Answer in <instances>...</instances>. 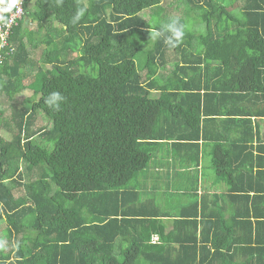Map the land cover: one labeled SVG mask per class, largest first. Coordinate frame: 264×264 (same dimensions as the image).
<instances>
[{
	"label": "trees",
	"instance_id": "trees-1",
	"mask_svg": "<svg viewBox=\"0 0 264 264\" xmlns=\"http://www.w3.org/2000/svg\"><path fill=\"white\" fill-rule=\"evenodd\" d=\"M145 9L160 16L152 27ZM171 9L185 15L174 17L185 30L176 47L150 38L172 19L162 0H27L0 48V96L10 101L8 117L0 110L8 129L0 135V264H264V209L251 216L247 199L245 213L220 205L199 237L198 199L167 234L154 198L132 186L162 144H176L174 124L199 140L204 114L203 125L226 117L244 129L211 143L240 141L250 178L241 180L257 182L264 204V125L251 119L264 117V80L250 81L264 71V0H175ZM190 16L203 20L205 34L187 26ZM27 77L34 81L17 88L15 78ZM26 89L37 100L16 98ZM54 91L64 97L59 111L45 103ZM181 225L195 229L182 237L187 244L175 233Z\"/></svg>",
	"mask_w": 264,
	"mask_h": 264
},
{
	"label": "crops",
	"instance_id": "crops-1",
	"mask_svg": "<svg viewBox=\"0 0 264 264\" xmlns=\"http://www.w3.org/2000/svg\"><path fill=\"white\" fill-rule=\"evenodd\" d=\"M263 80L264 71L257 70L250 81L261 84ZM156 96H159V93H156ZM259 100L261 106H264V95L259 97ZM209 104L215 103L210 102ZM219 105L223 108L226 107L223 102ZM203 116L204 114L201 116L199 140L195 139L194 129L174 124L170 133L173 134L171 140L176 144L171 141L162 144L157 149L150 166L137 176L132 185L144 200L150 201V197L154 198L155 204L159 205L157 218H160L166 226L167 234L175 226V221L182 219L179 216L181 212L194 211L193 202L198 199L201 200L197 214L199 223L196 228L199 237L203 229L201 222H206V229L211 228V218L213 219L214 214L218 215L220 205H229L231 210L238 207L237 212L241 208V212L245 213L246 208L243 206L246 207L245 199H247L251 202L249 208L251 216L255 210L264 209V204L260 200L252 198L256 196V190L252 188H257L255 185L257 182L241 180L250 178L249 172L245 170L241 161L244 150L238 147L241 145L240 141L225 147L222 145L215 147L211 143V137H221L222 140L234 138L237 132L241 133L244 129L231 124L230 118L226 117H220L219 122H212V119H209L210 121L203 125ZM251 119L253 123L264 125V117H252ZM187 131L189 132L187 133ZM180 134L184 135L185 137L182 138L186 139H178ZM189 135L193 136V140L187 141ZM176 140H184L186 144L182 146ZM192 144L199 145L198 156L197 150L191 146ZM254 145H259L257 138H254ZM229 157L239 159V163L227 165L225 162ZM216 163L220 164L229 174L225 173V177L221 176L217 171ZM253 171L257 172L255 169ZM248 196H250L249 199ZM231 210L228 211V214L232 213ZM194 230L191 225H181L175 232L181 233L180 237L176 235L180 238L179 244H187L182 237L190 236L188 234L193 233ZM153 237L156 238L154 241L158 240V235H153ZM174 245H178V242H175Z\"/></svg>",
	"mask_w": 264,
	"mask_h": 264
},
{
	"label": "rangeland",
	"instance_id": "rangeland-1",
	"mask_svg": "<svg viewBox=\"0 0 264 264\" xmlns=\"http://www.w3.org/2000/svg\"><path fill=\"white\" fill-rule=\"evenodd\" d=\"M163 1V5L166 6L168 9L170 8L169 12L167 11L166 15H168L170 18H174V17H185V15L179 11V10H173L171 9L174 5H175V0H162ZM239 3L235 2L233 4V6L231 7V9H234L233 12H235L236 15H238L240 12L239 10H236V8H238ZM142 16L145 17L146 22L148 23V25L150 27L154 26V24L156 23L157 20H159L160 16L157 15L155 12L151 11V9H145L143 10ZM181 15V16H180ZM186 24L187 26L194 31V33L196 34V36H200L202 34H205V24L203 22V20L200 17H196V16H190L188 17V19L186 20ZM29 27H35V24H31ZM169 53V61H173L172 59L174 58L173 52L172 50L168 51ZM39 57V54H37ZM144 54H137L136 56V65L139 69H141L142 67V60L144 59ZM173 62L168 63L169 65L164 68L166 70H169L171 67H174L172 65ZM16 83H17V88H22L25 85L31 84L34 80L33 77H27V79H25L24 81H21V83L17 82L18 79L15 78ZM16 98L21 99V103H31L33 100H37V93L35 90L33 89H26L23 92H21L20 94L16 95ZM23 101V102H22ZM10 105V101L8 100L7 96L3 97L2 95L0 96V110L2 109H6V113L4 114L6 117H8V112H10V108H8V106ZM2 117H0V135H4L6 134V132H8V129L5 128L2 123ZM43 122L46 123L47 120L45 118H43ZM50 146H52V144H49Z\"/></svg>",
	"mask_w": 264,
	"mask_h": 264
},
{
	"label": "clouds",
	"instance_id": "clouds-1",
	"mask_svg": "<svg viewBox=\"0 0 264 264\" xmlns=\"http://www.w3.org/2000/svg\"><path fill=\"white\" fill-rule=\"evenodd\" d=\"M58 2L62 3V0H58ZM163 4V1H162ZM164 6V5H163ZM84 10H78L72 18V23L75 24L79 22V20L83 16ZM185 35L184 25L180 23L178 18H172L168 23L162 26L160 30H152L150 29V38L153 40H158L161 37L164 38L165 43L170 47H176L183 40ZM260 66V65H259ZM262 84V83H261ZM64 100V97L59 92H52L49 94L45 103L54 111L60 110V104ZM256 196H260L261 194H255ZM253 196L252 198H255ZM251 207V204H250ZM249 207V208H250ZM253 220V219H252ZM156 239L155 237L153 238Z\"/></svg>",
	"mask_w": 264,
	"mask_h": 264
},
{
	"label": "built area",
	"instance_id": "built-area-1",
	"mask_svg": "<svg viewBox=\"0 0 264 264\" xmlns=\"http://www.w3.org/2000/svg\"><path fill=\"white\" fill-rule=\"evenodd\" d=\"M26 5L27 0H0V48L6 44L11 30L23 22Z\"/></svg>",
	"mask_w": 264,
	"mask_h": 264
}]
</instances>
